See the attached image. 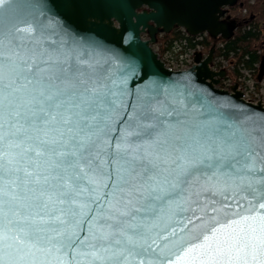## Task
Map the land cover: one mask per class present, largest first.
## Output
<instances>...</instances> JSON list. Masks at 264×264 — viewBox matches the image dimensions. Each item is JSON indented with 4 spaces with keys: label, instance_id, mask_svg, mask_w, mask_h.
<instances>
[{
    "label": "snow or ice",
    "instance_id": "obj_1",
    "mask_svg": "<svg viewBox=\"0 0 264 264\" xmlns=\"http://www.w3.org/2000/svg\"><path fill=\"white\" fill-rule=\"evenodd\" d=\"M94 3L0 0V264H264V113L149 83Z\"/></svg>",
    "mask_w": 264,
    "mask_h": 264
},
{
    "label": "water",
    "instance_id": "obj_2",
    "mask_svg": "<svg viewBox=\"0 0 264 264\" xmlns=\"http://www.w3.org/2000/svg\"><path fill=\"white\" fill-rule=\"evenodd\" d=\"M238 0H201L196 10L197 18L183 10L161 7V0H95L84 16H73L69 22L82 31H94L101 38L119 50H127L143 65L147 64L152 72L149 83L153 80L180 81L187 79L182 74L194 69L197 85L209 90L216 99L227 102L257 115L264 113V101H250L244 98L238 83L228 88L220 86L225 77L224 69L211 68L215 52V41L229 40L237 27L234 20L224 19L225 8L235 6ZM242 5V1L239 2ZM176 28H183L191 36L207 33L214 43L205 57L194 53V63L187 69L172 70L166 68L152 45L159 33L169 34ZM142 35L146 37L143 38ZM264 76V59L260 60L258 80ZM146 80L149 78H145ZM135 92L145 87L144 81L137 80L129 84Z\"/></svg>",
    "mask_w": 264,
    "mask_h": 264
},
{
    "label": "rangeland",
    "instance_id": "obj_3",
    "mask_svg": "<svg viewBox=\"0 0 264 264\" xmlns=\"http://www.w3.org/2000/svg\"><path fill=\"white\" fill-rule=\"evenodd\" d=\"M241 14H243L241 12ZM264 22V21H263ZM177 33V35L175 34ZM184 33L181 29H176L173 32L169 34H161L157 36V41L154 43V48L159 49L165 58L167 59H178V61H187L189 64H192L194 52L192 49L188 48V44L185 40H179V34ZM172 34L171 38L168 39V41L172 40L174 41L173 44H175V41H177L176 45H174L172 49V53L166 54L164 49H167L169 47L168 41L164 39V35H170ZM175 34V35H174ZM143 38H145V35H142ZM174 39V40H173ZM192 42H196L198 40L202 41V44H199L195 50H199L202 56H205L208 53V50L212 44V41L203 34L192 36ZM209 41V43H208ZM221 43H217V48L214 52V57L212 60V67L214 69H225L226 75L221 81H225L227 84H233L238 83L239 88L245 89L249 92L250 95H257L260 96V98L264 99V79L262 81L257 80V70H244L240 65L237 63V56L232 57L231 59L225 58L224 50L220 45ZM231 60V62H230Z\"/></svg>",
    "mask_w": 264,
    "mask_h": 264
},
{
    "label": "trees",
    "instance_id": "obj_4",
    "mask_svg": "<svg viewBox=\"0 0 264 264\" xmlns=\"http://www.w3.org/2000/svg\"><path fill=\"white\" fill-rule=\"evenodd\" d=\"M247 1L238 9L228 11L226 19L234 20L238 30L230 40L223 43L222 49L225 58L231 59L232 57H229L232 53L233 57L237 56L238 64L243 63L251 68L264 59V0H254L252 4H248ZM244 8H247V12L242 15L241 12ZM175 34L177 35L176 32ZM171 36L172 34L164 35L166 42Z\"/></svg>",
    "mask_w": 264,
    "mask_h": 264
},
{
    "label": "built area",
    "instance_id": "obj_5",
    "mask_svg": "<svg viewBox=\"0 0 264 264\" xmlns=\"http://www.w3.org/2000/svg\"><path fill=\"white\" fill-rule=\"evenodd\" d=\"M251 2H252V1H251ZM179 40H185L186 43L188 44V48H189V49H192L193 52L196 51L195 48H196L199 44H202V41H200V40H198V41H196V42H192V39L189 38L187 34H183L182 36H180V37H179ZM173 42H174V41H172L171 46H170L167 50H165L166 54H170V53H172V52H171V51H172L171 48H172L174 45H176L177 41H175V44H173ZM220 45H221V47H223L222 44H220ZM197 51H199V50H197ZM230 54H231L232 57L234 56L232 53H230ZM170 55H171V54H170ZM245 58H246V57H245ZM162 59H163V61L165 62L166 66L171 67V68H174V69H177V68H184V67H187L188 65H190L187 61H178V59L175 60V59H173V58H171V59L169 60V59L165 58L164 55L162 56ZM238 65H240L244 70H250V71L255 70V69L257 68V64H254L251 68L246 67L245 64H243V63H239ZM262 80H263V79H262ZM262 80H261V81H262ZM243 90H244L245 96H246L247 98H251V99H262V98H260V96H257V95H250L248 91H246L245 89H243Z\"/></svg>",
    "mask_w": 264,
    "mask_h": 264
},
{
    "label": "flooded vegetation",
    "instance_id": "obj_6",
    "mask_svg": "<svg viewBox=\"0 0 264 264\" xmlns=\"http://www.w3.org/2000/svg\"><path fill=\"white\" fill-rule=\"evenodd\" d=\"M238 5L231 7L229 10L238 9Z\"/></svg>",
    "mask_w": 264,
    "mask_h": 264
}]
</instances>
